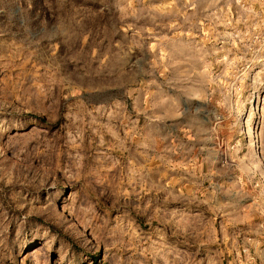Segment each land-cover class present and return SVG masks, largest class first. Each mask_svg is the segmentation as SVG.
Segmentation results:
<instances>
[{"label":"rangeland","instance_id":"obj_1","mask_svg":"<svg viewBox=\"0 0 264 264\" xmlns=\"http://www.w3.org/2000/svg\"><path fill=\"white\" fill-rule=\"evenodd\" d=\"M0 264H264V0H0Z\"/></svg>","mask_w":264,"mask_h":264}]
</instances>
